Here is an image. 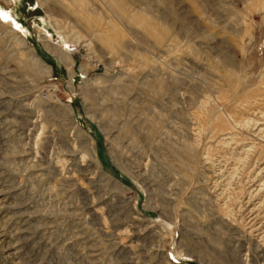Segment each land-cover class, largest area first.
I'll return each instance as SVG.
<instances>
[{
	"label": "rangeland",
	"instance_id": "rangeland-1",
	"mask_svg": "<svg viewBox=\"0 0 264 264\" xmlns=\"http://www.w3.org/2000/svg\"><path fill=\"white\" fill-rule=\"evenodd\" d=\"M0 264H264V0H0Z\"/></svg>",
	"mask_w": 264,
	"mask_h": 264
},
{
	"label": "bare ground",
	"instance_id": "bare-ground-1",
	"mask_svg": "<svg viewBox=\"0 0 264 264\" xmlns=\"http://www.w3.org/2000/svg\"><path fill=\"white\" fill-rule=\"evenodd\" d=\"M48 36H45V37H43V39H44V42H47L48 40V38H47ZM45 48H46V50H48L49 52H54V47H51L50 45H45ZM57 52V51H56ZM59 52V51H58ZM57 54V53H56ZM59 54V56H58V58L59 59H61V60H67V56H64V55H62L61 53H58ZM38 60V62L39 63H42L39 59H37ZM71 112V111H70ZM80 133H82V130H81V132ZM83 134V133H82Z\"/></svg>",
	"mask_w": 264,
	"mask_h": 264
},
{
	"label": "trees",
	"instance_id": "trees-1",
	"mask_svg": "<svg viewBox=\"0 0 264 264\" xmlns=\"http://www.w3.org/2000/svg\"><path fill=\"white\" fill-rule=\"evenodd\" d=\"M97 137H98V140L101 141V139H102L101 136L99 135V136H97Z\"/></svg>",
	"mask_w": 264,
	"mask_h": 264
}]
</instances>
